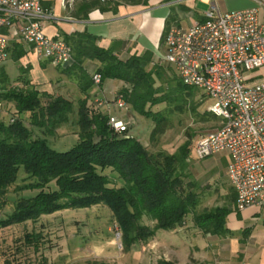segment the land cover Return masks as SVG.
<instances>
[{
  "label": "trees",
  "instance_id": "trees-1",
  "mask_svg": "<svg viewBox=\"0 0 264 264\" xmlns=\"http://www.w3.org/2000/svg\"><path fill=\"white\" fill-rule=\"evenodd\" d=\"M93 9L105 11L107 7L102 6L101 0H84L73 15L87 18ZM63 39L72 49L74 64L62 69L67 73L76 71L82 97L74 102L63 95L41 93L32 87L11 88L8 98L14 102L19 115L28 114L29 125L21 117L12 123L0 121V210L5 205V193L13 185L17 186L20 171L23 181H32L18 188L35 193L15 201L12 212L0 219V229L64 209L102 204L111 212L120 233L121 247L126 252L139 242H147L158 230L168 231L183 225L189 215L203 234L225 233L230 213L227 205L197 210L200 193L194 182L186 180L184 172L190 141L172 154L152 153L131 135L113 134L107 115L88 104L89 89L94 82L85 71L84 62L98 61L101 84L106 79H114L128 85L117 93L124 96L134 113L152 120L151 141L166 128L165 117L157 115L152 108L180 103L191 96L190 89L194 88L184 85L178 76L177 85L171 90L157 84L164 73L150 52L120 60L111 49L98 46L92 36L82 34ZM17 54L16 59L22 52ZM5 81V76L0 78V83ZM75 103L78 141L66 151H56L40 134L52 133L67 122ZM107 169L119 184L103 173ZM143 216L154 221V225L143 224ZM39 238L36 233L24 234V242L29 245H34ZM157 264L174 263L161 259Z\"/></svg>",
  "mask_w": 264,
  "mask_h": 264
},
{
  "label": "built area",
  "instance_id": "built-area-1",
  "mask_svg": "<svg viewBox=\"0 0 264 264\" xmlns=\"http://www.w3.org/2000/svg\"><path fill=\"white\" fill-rule=\"evenodd\" d=\"M44 0H0V66L9 45L21 41L39 60L61 68L74 64L71 47L49 36L44 21L52 17ZM204 19L189 28L172 25L163 38L159 57L175 68L186 86L201 89L211 99L209 112L220 125L200 136L194 146L197 159L227 154V176L236 195V207L264 208V79L249 83L247 74L264 66V0L250 8L221 12L215 3ZM94 85L101 75L92 74ZM93 108L107 115L113 134H123L133 121L130 105L121 93L94 101ZM102 108L104 110H102ZM125 115L119 116L113 110Z\"/></svg>",
  "mask_w": 264,
  "mask_h": 264
},
{
  "label": "rangeland",
  "instance_id": "rangeland-1",
  "mask_svg": "<svg viewBox=\"0 0 264 264\" xmlns=\"http://www.w3.org/2000/svg\"><path fill=\"white\" fill-rule=\"evenodd\" d=\"M83 1L68 0L65 5L74 12ZM137 1L141 0H101V4L107 8H114L119 3ZM203 8L202 4L197 3V9L203 10ZM261 15H264V10H261ZM180 18L182 21L179 27L187 28L190 19L188 15ZM17 55L8 54L6 65L9 69L13 67L12 61L17 58ZM10 56L12 58H9ZM153 59L164 73L160 83L157 84H161L165 90H171L178 81L175 68L159 55L154 54ZM2 71L0 67V72ZM22 74L21 78L28 76L24 74V70ZM14 82L8 80L0 83V121L12 123L21 117L24 123L29 125L28 114L19 115L15 110L14 102L8 98V94L12 92L11 88L15 87ZM23 83L27 88L32 87L27 81ZM65 90L63 88L62 93H71L70 87ZM190 92L191 96H186L180 103L160 104L152 108L157 115L165 117L166 124L164 132L154 137V140L151 141V132L154 127L152 120L132 110L128 115L134 122L133 125L123 134L115 135L127 137L131 135L140 140L152 153L165 151L172 154L189 140L190 151L186 158L184 172L187 175L186 180L194 182L196 191L200 193L201 202L197 210H202L214 206L218 201L220 188L227 185L225 182L227 157L223 153H218L204 159L196 158L194 146L197 139L215 130L220 125V121L212 117L209 112L212 101L201 89H190ZM71 97L70 99H73L75 96ZM90 102L89 106L93 107L94 101ZM76 106L77 103L67 122L59 125L52 133L40 134L47 138L48 145L56 151H66L78 141ZM103 173L113 176L110 169ZM23 176V172L20 171L17 186L13 185L3 196L5 205L0 210V219L12 212L17 199L35 193L33 190L26 191L18 188L19 185L32 181V179L23 181ZM112 181L116 184L120 183L113 177ZM141 222L150 226L154 221L143 216ZM27 232L39 234L40 238L34 242V245L24 242V234ZM145 244V242H139L131 250L123 251L120 233L111 212L106 206L98 204L84 209H64L42 215L34 221L29 220L1 228L0 264H157L162 259L161 251H153Z\"/></svg>",
  "mask_w": 264,
  "mask_h": 264
},
{
  "label": "crops",
  "instance_id": "crops-1",
  "mask_svg": "<svg viewBox=\"0 0 264 264\" xmlns=\"http://www.w3.org/2000/svg\"><path fill=\"white\" fill-rule=\"evenodd\" d=\"M67 2L68 0L43 1L44 6L52 12V17L44 21L45 33L68 39L82 34L92 36L98 46L111 49L120 60L146 52L157 56L164 53L165 29L172 25L180 26V17L184 15L190 18L187 26L189 28L196 21L204 19V12L210 8L211 3H215L221 12L254 5V0H141L119 3L105 11L93 9L87 18H77L65 5ZM197 3L204 6L203 10L197 9ZM19 52L22 55L14 59L15 61L12 59V68L9 69L6 65L8 61L0 66L3 69L0 75L5 76L6 82L15 81L13 84L19 88L25 86L23 81H27L39 92L60 94L69 99L75 96L72 100L82 97L76 71L64 72L61 67L47 60H39L25 43L11 42L8 54ZM98 66L96 60L84 62V69L90 76L97 72ZM23 70L28 75L26 78H21ZM247 79L249 83L264 79V66L249 72ZM68 87L71 93H62L63 88L68 90ZM120 88H128V85L114 79H106L100 86L92 85L88 104L104 97L112 99L115 92L121 91ZM113 113L125 115L116 109ZM223 154L227 157V185L220 188L218 201L214 206L227 205L230 208L226 218V232L221 235L203 234L189 215L183 225L173 230H158L145 242L151 250L161 251L162 259L174 264H264V208L252 206L240 210L236 207L235 192L227 176L229 158L227 154ZM153 225L154 222L150 226Z\"/></svg>",
  "mask_w": 264,
  "mask_h": 264
}]
</instances>
